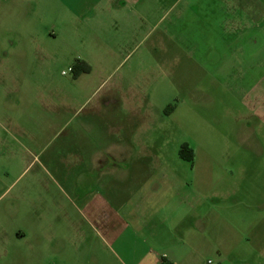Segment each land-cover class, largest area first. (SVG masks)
<instances>
[{
  "label": "rangeland",
  "instance_id": "1",
  "mask_svg": "<svg viewBox=\"0 0 264 264\" xmlns=\"http://www.w3.org/2000/svg\"><path fill=\"white\" fill-rule=\"evenodd\" d=\"M37 1L0 0V264H22L17 236L28 227L48 241L53 225L59 258L28 264H127L125 258L171 253L213 258L214 211L227 217L244 207L246 187L264 190L256 181L264 152L245 150L264 144L255 114L264 110L256 103L264 86L245 94L230 83L235 69L218 44L199 55L152 54L150 96L134 104L133 116L132 103L113 104L122 107L113 123L103 101L131 61L105 75L94 70L75 87L74 73L63 72L82 59L79 43L43 36ZM109 75L89 100L93 88L85 81L96 89ZM184 147L191 162L181 158ZM246 161L254 183L244 180ZM230 192L240 194L224 195ZM34 209L41 210L37 223ZM186 225L188 247L172 234Z\"/></svg>",
  "mask_w": 264,
  "mask_h": 264
},
{
  "label": "crops",
  "instance_id": "2",
  "mask_svg": "<svg viewBox=\"0 0 264 264\" xmlns=\"http://www.w3.org/2000/svg\"><path fill=\"white\" fill-rule=\"evenodd\" d=\"M37 4L41 16L36 23L43 30L42 35L51 36L52 39H74L75 43H79V54L83 56L76 61L91 67L90 73L74 78L71 83L75 87L81 77L94 70L105 75L108 71L115 72L127 66L124 63L131 61L127 67L128 74L113 84L103 101L106 108L111 107L112 111L105 110H108L106 114L113 123L114 109L122 108H114L113 104L132 103L130 113L133 116L134 104L145 102L150 96L153 71L147 56L152 54L170 56L185 51L187 54L199 55L205 50L213 51L218 44L229 56L235 69L230 83L232 81L245 94L247 89L264 86V0H38ZM49 12L51 17L48 16ZM48 23L50 25L46 28ZM206 39L212 40L213 44L207 43L205 46L203 43ZM19 50H15V55L22 66L23 52ZM110 78L111 75L105 76L96 89V82L91 79L85 81L93 88L89 100L111 82ZM140 78L144 80L142 85ZM0 82L5 84V80ZM40 93L44 95L43 88ZM256 103L264 105V100H257ZM255 114L263 129L264 110L260 107V111L256 110ZM251 130L255 131L254 128ZM261 134H264V130H261ZM257 148L261 153L264 152V144L246 146L245 150L256 151ZM249 165L252 166L251 162L246 161L244 180L254 183L253 177L258 176L255 170L251 173ZM260 175L256 181L263 184L264 172ZM230 176L232 180L234 176ZM230 194L236 196L240 193L224 195ZM197 197L200 198L199 195ZM244 197V207L230 208L227 217L224 214L226 210L214 211L213 258L171 253L164 258H125L127 264H264V190L246 187ZM33 211V223H37L41 210ZM240 213H243V217L237 223ZM28 228L17 236L23 242L24 250L22 248L18 256L22 264L34 260L38 263L43 258H59L55 254L57 242L54 225L51 240L48 241L38 237L35 239L32 232L38 230ZM188 230L186 225L180 236L171 232L180 239L182 245L188 247Z\"/></svg>",
  "mask_w": 264,
  "mask_h": 264
},
{
  "label": "trees",
  "instance_id": "3",
  "mask_svg": "<svg viewBox=\"0 0 264 264\" xmlns=\"http://www.w3.org/2000/svg\"><path fill=\"white\" fill-rule=\"evenodd\" d=\"M91 72V67L87 64H80L79 62L75 63L73 67V76L74 78H78L82 74H88ZM181 158L186 161L193 160V152L189 150L187 147L182 149Z\"/></svg>",
  "mask_w": 264,
  "mask_h": 264
},
{
  "label": "built area",
  "instance_id": "4",
  "mask_svg": "<svg viewBox=\"0 0 264 264\" xmlns=\"http://www.w3.org/2000/svg\"><path fill=\"white\" fill-rule=\"evenodd\" d=\"M68 73H73V68H69L68 72H63V75H67Z\"/></svg>",
  "mask_w": 264,
  "mask_h": 264
}]
</instances>
